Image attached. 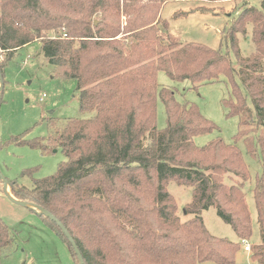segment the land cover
I'll list each match as a JSON object with an SVG mask.
<instances>
[{
    "label": "trees",
    "instance_id": "1",
    "mask_svg": "<svg viewBox=\"0 0 264 264\" xmlns=\"http://www.w3.org/2000/svg\"><path fill=\"white\" fill-rule=\"evenodd\" d=\"M170 1L0 0V95L5 62L37 42L57 75L77 82L81 112L93 114L70 118L61 129L52 123L48 144L21 136L8 141L45 152L59 147L68 159L32 189L9 181L12 194L61 221L84 264H236L253 235L245 192L252 177L237 146L242 141L252 158H262L253 188L261 241L251 245V258L264 264V0L245 3L225 31L235 62L222 48L166 43L159 32L169 29L161 13ZM249 35L255 50L244 55L239 36ZM159 72L194 88L226 78L230 97L223 105L227 117L239 119L234 144L218 137L198 146L196 138L218 127L195 103H181L171 87L160 86ZM158 100L166 109L164 129ZM172 181L192 189L184 213L193 218L186 222L167 190ZM212 207L238 242L209 232L202 212ZM41 217L79 264L60 228ZM14 241L0 217V256Z\"/></svg>",
    "mask_w": 264,
    "mask_h": 264
},
{
    "label": "rangeland",
    "instance_id": "2",
    "mask_svg": "<svg viewBox=\"0 0 264 264\" xmlns=\"http://www.w3.org/2000/svg\"><path fill=\"white\" fill-rule=\"evenodd\" d=\"M260 2L261 0L170 1L161 13L162 19L167 20L170 26L168 30L161 29L159 34L166 43L195 42L215 50L222 48L230 53L235 62L231 44L225 39V31L245 3L259 6ZM175 13L180 16L175 18ZM239 46L244 55L255 50L250 35L246 39L239 36ZM0 60L3 61L4 57ZM4 81L5 88L0 95V173L8 181H17L21 186L32 189L34 180L55 175L59 166L68 159L59 147L45 152L40 148L8 141L21 136L26 141L44 139L48 144V138L53 132L52 123L61 129L70 118L89 119L93 114L81 112L77 82L58 76L55 68L44 59L37 42L18 50L5 62ZM158 84L171 87L179 102L195 103L202 115L218 127L212 134L196 138L198 146L202 147L218 137L226 144H234L239 119L227 117V109L223 105V100L230 97L226 78L221 77L215 83L194 88L189 81L175 82L165 72H159ZM157 122L159 129L166 128V109L160 100ZM237 146L252 177L245 186L253 221V235L247 242L257 245L261 237L253 188L256 176L262 173V158H252L242 141ZM31 169L34 170L33 176L23 175L26 170ZM167 190L175 199L177 215L181 221L193 218L184 213V209L192 203V189L172 181ZM0 217L15 237L13 245L0 256V264H77L68 244L49 227L43 217L29 206L13 203L3 191H0ZM202 217L213 236L226 238L231 242L239 241L232 227L219 217L216 208L203 211ZM251 254L252 250L246 252L242 245L236 264H257L252 260ZM204 264L217 263L209 261Z\"/></svg>",
    "mask_w": 264,
    "mask_h": 264
},
{
    "label": "water",
    "instance_id": "3",
    "mask_svg": "<svg viewBox=\"0 0 264 264\" xmlns=\"http://www.w3.org/2000/svg\"><path fill=\"white\" fill-rule=\"evenodd\" d=\"M0 178L3 181V192H4L5 196L10 201H12L13 203L18 204V205H23V206H29L39 216H45L48 219H50L51 221H53L60 228V230H61L62 234L64 235V237L71 244V246H72V248L74 250V254L77 256V258L79 260V264H84V260H83L82 254H81L76 242L74 241V239L72 238L71 234L66 229V227L61 223V221H59L53 214H51L47 210L43 209L42 207H39V206H36V205H33V204H29V203H25V202H22V201H19L18 199H16L8 190L9 189V181L6 178H4L1 175V173H0Z\"/></svg>",
    "mask_w": 264,
    "mask_h": 264
},
{
    "label": "built area",
    "instance_id": "4",
    "mask_svg": "<svg viewBox=\"0 0 264 264\" xmlns=\"http://www.w3.org/2000/svg\"><path fill=\"white\" fill-rule=\"evenodd\" d=\"M243 246H244V250L246 252H250L251 251V245L247 241L243 242Z\"/></svg>",
    "mask_w": 264,
    "mask_h": 264
},
{
    "label": "crops",
    "instance_id": "5",
    "mask_svg": "<svg viewBox=\"0 0 264 264\" xmlns=\"http://www.w3.org/2000/svg\"><path fill=\"white\" fill-rule=\"evenodd\" d=\"M9 190V192L11 193V188L10 189H8ZM12 194V193H11Z\"/></svg>",
    "mask_w": 264,
    "mask_h": 264
}]
</instances>
